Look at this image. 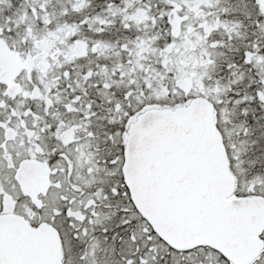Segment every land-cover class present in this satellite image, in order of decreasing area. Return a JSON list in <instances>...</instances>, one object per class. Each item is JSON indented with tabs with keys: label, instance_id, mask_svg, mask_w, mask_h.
Masks as SVG:
<instances>
[{
	"label": "snow or ice",
	"instance_id": "6c2138e0",
	"mask_svg": "<svg viewBox=\"0 0 264 264\" xmlns=\"http://www.w3.org/2000/svg\"><path fill=\"white\" fill-rule=\"evenodd\" d=\"M0 264H264V0H0Z\"/></svg>",
	"mask_w": 264,
	"mask_h": 264
}]
</instances>
